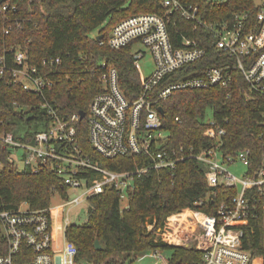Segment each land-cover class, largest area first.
Instances as JSON below:
<instances>
[{
  "label": "trees",
  "instance_id": "obj_1",
  "mask_svg": "<svg viewBox=\"0 0 264 264\" xmlns=\"http://www.w3.org/2000/svg\"><path fill=\"white\" fill-rule=\"evenodd\" d=\"M17 7L0 15V54L7 47H23L28 51L32 65L41 66L43 59L57 56L63 63L52 73L54 87L40 94L28 93L6 78H0V133L14 132L22 141L31 142L39 129L32 125H45L50 120L48 102L67 115L84 110L89 112L92 98L102 89L100 80L104 72L102 63L118 71L120 85L131 100L141 95V76L135 64L133 46L116 50L101 44L124 18L140 12H163L161 0H8ZM198 4L204 21L222 22L236 14L247 12L255 19L259 6L255 0H183ZM176 24L172 36L181 44L180 33L190 32L193 22L174 16ZM22 21L21 29L14 27L5 34L8 24ZM189 35V34H188ZM190 37L199 39L207 48L204 64L215 63L219 52L214 38L198 28ZM235 80L228 91L219 87L178 91L161 102L165 129L164 149L183 156L174 169L151 170L136 177L135 187L122 208L113 186L91 197L89 221L84 225L67 228V239L79 249L77 261L81 264H126L127 259L146 248L171 249L172 264H197L202 251L193 247L175 246L156 241L145 225L146 218L162 226L165 218L183 209H201L213 214L221 202H229L237 187L219 185L210 188L204 162L195 157L203 149L211 148L216 140L206 132V121L213 119L227 130L221 139L220 150L235 155L238 151L251 152L250 170L264 166V97L251 94L241 72L235 71ZM211 111L210 119L208 112ZM179 117V121L176 119ZM27 125V126H26ZM81 143L92 159L100 160L107 169L127 171L146 163L141 156L126 155L105 159L88 141L87 120L79 123ZM30 127L31 129H27ZM194 155H190V150ZM11 149L0 146V208L17 209L27 203L41 210L51 205L56 191L64 194L62 179L51 166L36 172L29 167L19 168L9 161ZM202 201L201 204L199 202ZM100 240L102 248L95 245ZM244 247L251 250L250 264H264V215L252 219L246 227ZM7 247L0 231V254Z\"/></svg>",
  "mask_w": 264,
  "mask_h": 264
},
{
  "label": "built area",
  "instance_id": "obj_2",
  "mask_svg": "<svg viewBox=\"0 0 264 264\" xmlns=\"http://www.w3.org/2000/svg\"><path fill=\"white\" fill-rule=\"evenodd\" d=\"M260 3L253 20L247 12H242L222 22H206L198 4L183 0H161L163 12H140L126 17L117 23L105 41H99L116 50L142 44L153 58V70L146 76L139 66L145 51L134 52L142 91L137 99L131 100L122 89L117 69L103 62L104 72L100 78L103 87L92 98L84 118L80 111L61 115L58 108L46 102L43 107L49 110L51 118L46 129L36 132L31 142L22 141L12 131L0 133L1 149L12 151L10 162L19 167L18 160H21L22 168L29 167L36 172L51 166L66 189L64 194L55 193L65 200L60 206L37 210L23 203L17 209L0 208V231L7 247V251L0 254V264H81L77 261V245L67 239L69 220L63 235L56 233L55 224L62 217L64 207L76 206L85 198L90 200L110 186L122 203L134 190L136 177L151 170L174 169L184 159L164 149L165 129L159 108L162 101L176 92L219 87L230 96L235 71H238L250 90L248 98L251 94L264 97V0ZM11 10L18 9L8 0L0 5V15ZM177 14L184 21L194 23L190 32L180 33L179 46L172 36ZM14 24L6 26L5 34L10 35L15 26L23 27L22 21ZM198 28L214 38V46L220 53L213 58L215 63L204 64L208 58L207 48L199 39L189 36ZM28 57L27 49L5 45L0 54V78L8 77L28 93L51 90L54 87L51 75L61 67L63 59L45 58L38 67L32 65ZM82 120H87L88 141L99 156L108 160L126 155L141 156L146 163L136 164L127 171L103 167L100 160L92 159L82 146L78 126ZM262 122L264 124V118ZM206 123V134L216 140V144L195 157L207 166L208 186H235L238 193L229 202H221L213 214L187 208L202 230L195 240L185 242L202 251V260L197 264H250L252 252L244 247L243 240L250 221L264 215V166L250 170L249 149L225 155L220 150V141L227 130L213 119ZM20 150L23 154L17 155ZM189 152L194 155L193 149ZM236 162L246 166L243 180L227 168ZM69 190L81 193L71 198ZM157 255L164 260L163 264H172L160 253Z\"/></svg>",
  "mask_w": 264,
  "mask_h": 264
},
{
  "label": "rangeland",
  "instance_id": "obj_3",
  "mask_svg": "<svg viewBox=\"0 0 264 264\" xmlns=\"http://www.w3.org/2000/svg\"><path fill=\"white\" fill-rule=\"evenodd\" d=\"M214 1H224V0H214ZM262 0H255V3L257 5L261 4ZM134 52L138 51H145L146 55L144 58H141L139 61L140 66V72L142 74L148 76L151 74L154 63L153 58L149 55V52L145 49V47L142 44H137L133 47ZM135 55V54H133ZM211 111L208 112V119H210ZM27 126V125H26ZM31 128L39 129V131L46 129L45 125H32ZM30 127H27V129H31ZM23 154V151L20 150L17 155ZM19 157V156H18ZM20 159V158H18ZM20 161L19 167L22 168L24 166V163ZM230 173L234 174L239 180H243L245 177V171L246 166L244 167L241 162H236L233 164H229L227 166ZM241 185L240 182L238 184ZM81 191L79 192H73L71 190L68 191V194H70L71 198H75L78 195H80ZM65 203V200L63 199L62 195L55 194L51 201V205L53 207L60 206V204ZM122 208L126 207L128 205V199L124 200L122 203ZM91 204L89 199H83L79 204L76 206L70 207L69 205H66L63 209V214L60 220L55 224L56 233H59L60 236L63 235L64 226L66 224V221L69 220V226L71 225H84L89 221L90 217V209ZM151 217L146 218L145 225L147 226V229L149 232H151L154 236V239L156 241H164L166 243H169L171 245L175 246H187L185 241H192L195 240L197 236H200L201 234V228L197 223L195 222V219L189 212V210L183 209L177 213H172L169 216H167L162 224V226H159L156 224V221L151 222ZM63 239L61 238V241ZM168 240V241H167ZM60 241V242H61ZM194 245V244H193ZM191 247V246H190ZM161 254L162 257L166 259H170L172 256V250L171 249H163L161 250H155L152 248H146L144 250H141L135 254H132L127 259L126 264H163L164 260H161V258L157 254Z\"/></svg>",
  "mask_w": 264,
  "mask_h": 264
},
{
  "label": "water",
  "instance_id": "obj_4",
  "mask_svg": "<svg viewBox=\"0 0 264 264\" xmlns=\"http://www.w3.org/2000/svg\"><path fill=\"white\" fill-rule=\"evenodd\" d=\"M4 1L6 0H0V5L4 3ZM104 36L101 34V35H98L97 36V40H101ZM160 111L162 114H164L165 110H164V107L160 106ZM80 114H81V118H84L86 116V111L84 110H80ZM95 245H96V248L100 249L102 248V244L100 243V240L97 238L95 240Z\"/></svg>",
  "mask_w": 264,
  "mask_h": 264
}]
</instances>
